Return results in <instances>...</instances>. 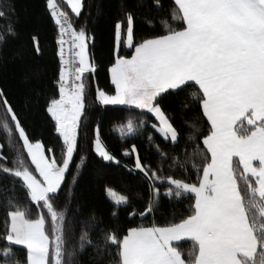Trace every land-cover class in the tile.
I'll return each mask as SVG.
<instances>
[{
  "label": "snow or ice",
  "instance_id": "obj_1",
  "mask_svg": "<svg viewBox=\"0 0 264 264\" xmlns=\"http://www.w3.org/2000/svg\"><path fill=\"white\" fill-rule=\"evenodd\" d=\"M137 7L149 11L122 6L114 23V92L94 91L99 105L129 113L113 129L118 139L146 141L144 156L135 143L124 147L131 164L110 150L99 124L88 135V81L98 66L85 0H45L56 63L47 82L35 64L44 54L38 38L29 52L13 51L18 33L0 28V71L21 64L24 110L41 113L56 141L34 140L0 86V177L9 180L0 185V264H79L89 249V264H264V0ZM172 104L194 113L183 122L188 133L176 126ZM90 155L122 166L144 191L117 195L105 186L112 223L93 213L91 230L70 243L71 195ZM165 201L172 215L160 222Z\"/></svg>",
  "mask_w": 264,
  "mask_h": 264
},
{
  "label": "trees",
  "instance_id": "obj_2",
  "mask_svg": "<svg viewBox=\"0 0 264 264\" xmlns=\"http://www.w3.org/2000/svg\"><path fill=\"white\" fill-rule=\"evenodd\" d=\"M170 0H165V4ZM141 3L147 5L150 0H85V11L82 15L87 17V27L89 33L94 35L95 42L90 46L91 54L97 64V72L89 78V91L87 94L88 103V135L91 136L94 125L101 126L104 138L110 150L121 160L122 164H131L129 157H124L122 151L125 146L130 147L135 143L141 156L145 155L146 141L144 139H129L127 144L117 138L113 129L129 113L122 106H101L94 100V91L98 86L108 92H114L111 84L108 68L113 60L114 50V23L122 6L134 8L140 12H148L147 7L138 8ZM0 10L4 16L0 17V28L5 26L14 27L18 36L9 42V49L31 50V38L36 36L44 50L43 57L35 61V64L45 70V82L49 81L56 71V63L52 56L53 40L55 30L52 21L45 8V0H0ZM88 13H91L89 16ZM152 15H157L154 11ZM130 49L121 48V55H128ZM87 75V74H86ZM0 86L9 90L10 98L18 109L22 110V117L28 127L31 137L34 140L40 139L45 145H55V136L48 121L44 116L33 110L25 111V86L21 81V64H9L6 70L0 71ZM174 116L176 126L182 134L190 131L188 126L183 123L185 120L192 122L194 113L192 111H181L176 104L169 106ZM4 138L2 124H0V140ZM156 140L163 144V140L156 135ZM167 147V145H165ZM58 155V152H57ZM78 162V157L74 158ZM152 163L156 162L155 155L150 156ZM8 178L0 177V185L8 186ZM105 186H110L118 194H134L143 192V185L130 175L122 166L116 164H104L95 155H90L84 162L79 172L78 181L74 192L71 195L73 203L71 211L68 213L70 236L69 240L75 242L83 227H90L92 214L97 220L102 219L105 224L112 223L109 219L112 204L105 192ZM22 197L23 193L17 189ZM172 212L167 201L163 203L161 214L157 220L163 222L171 218ZM139 222L138 220L136 221ZM119 223L127 224V220L121 212ZM147 223V221H145ZM183 246H188V241L180 242ZM18 254L23 258L24 250L18 249ZM91 249L77 257L79 264H89L93 256Z\"/></svg>",
  "mask_w": 264,
  "mask_h": 264
},
{
  "label": "rangeland",
  "instance_id": "obj_3",
  "mask_svg": "<svg viewBox=\"0 0 264 264\" xmlns=\"http://www.w3.org/2000/svg\"><path fill=\"white\" fill-rule=\"evenodd\" d=\"M117 195H119L117 192H116Z\"/></svg>",
  "mask_w": 264,
  "mask_h": 264
},
{
  "label": "crops",
  "instance_id": "obj_4",
  "mask_svg": "<svg viewBox=\"0 0 264 264\" xmlns=\"http://www.w3.org/2000/svg\"><path fill=\"white\" fill-rule=\"evenodd\" d=\"M182 242H184V241H182Z\"/></svg>",
  "mask_w": 264,
  "mask_h": 264
}]
</instances>
